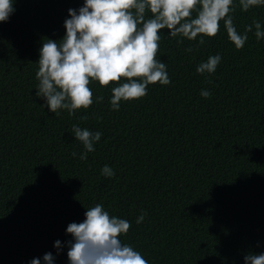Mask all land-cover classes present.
<instances>
[{"label": "trees", "instance_id": "obj_1", "mask_svg": "<svg viewBox=\"0 0 264 264\" xmlns=\"http://www.w3.org/2000/svg\"><path fill=\"white\" fill-rule=\"evenodd\" d=\"M83 4L15 0L0 22V264H45L49 252L54 264H69L66 229L96 204L130 222L121 241L148 264H245L247 254L264 253V38L253 29L237 50L223 21L203 45L162 30L156 58L169 85H149L116 111V85L92 82L89 109L56 116L36 95L39 50L63 38L68 10ZM234 6L238 32L254 20L264 28V5ZM214 55L216 72L199 74ZM74 124L102 133L87 160ZM105 165L113 177L102 175Z\"/></svg>", "mask_w": 264, "mask_h": 264}, {"label": "clouds", "instance_id": "obj_2", "mask_svg": "<svg viewBox=\"0 0 264 264\" xmlns=\"http://www.w3.org/2000/svg\"><path fill=\"white\" fill-rule=\"evenodd\" d=\"M14 2L0 0V22H6L15 11ZM262 5L264 0H239L245 12ZM234 10V0H84L79 9L68 10L70 18L64 22L63 38L42 41L36 95L46 100L45 106L56 116L61 110L74 116L93 104L92 82L104 88L115 84L110 104L112 110L118 111L122 101L145 97L149 85L171 83L166 63L156 58L162 30H169L172 38L181 37L178 43H183V38L190 41L199 38V44L203 45L204 37L218 35L223 21L237 50L243 49L253 29L258 41L264 38V28L256 20L245 27L243 34L238 32L230 15ZM186 51L193 49L189 47ZM221 59L220 55L210 56L196 71L213 74ZM200 94L204 98L211 96L208 90H201ZM103 99L96 97L97 102ZM72 132L85 149L79 158L87 160V154L95 151L94 144L100 141L102 133L76 124ZM72 155L75 157L77 153ZM102 175L111 178L115 172L105 165ZM85 217L83 222H73L66 229L71 236L67 241L69 264H148L139 251L121 241V236L131 228L129 221L110 216L102 204L88 208ZM144 218L142 212L136 223H142ZM55 247L59 254L62 250L59 240ZM244 259L245 264H264V253L251 252ZM43 261L54 264L52 253H46ZM30 264H41V260L34 258Z\"/></svg>", "mask_w": 264, "mask_h": 264}]
</instances>
